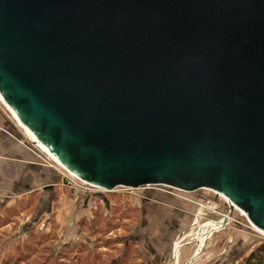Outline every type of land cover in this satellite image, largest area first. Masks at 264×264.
Returning a JSON list of instances; mask_svg holds the SVG:
<instances>
[{"label":"water","instance_id":"95a60500","mask_svg":"<svg viewBox=\"0 0 264 264\" xmlns=\"http://www.w3.org/2000/svg\"><path fill=\"white\" fill-rule=\"evenodd\" d=\"M0 93L84 181L210 188L264 230V0H0Z\"/></svg>","mask_w":264,"mask_h":264},{"label":"rangeland","instance_id":"374dc122","mask_svg":"<svg viewBox=\"0 0 264 264\" xmlns=\"http://www.w3.org/2000/svg\"><path fill=\"white\" fill-rule=\"evenodd\" d=\"M0 114L21 141L32 143L40 164L54 169L58 181L50 202L38 178L27 199L0 191V264H66L70 258L58 253L64 245L76 249L79 262L71 264H264V253L262 261L251 259L264 244V232L240 207L231 211L223 194L165 185H85L30 140L1 100ZM10 177H3L0 189L15 187ZM215 222L199 244L200 228Z\"/></svg>","mask_w":264,"mask_h":264},{"label":"crops","instance_id":"0c3cea01","mask_svg":"<svg viewBox=\"0 0 264 264\" xmlns=\"http://www.w3.org/2000/svg\"><path fill=\"white\" fill-rule=\"evenodd\" d=\"M0 116L3 117V119L0 118V188H2L1 182H3L4 176H11L10 183L15 185V187L3 186L4 189H0V191L4 190L11 194H19L22 195L23 199H27L32 193L33 185H35V181L37 182L38 178L39 183L45 186V190L49 196L46 202L54 200L52 197H54L56 186L58 185V181L54 180V178H57L56 171L54 169L51 170V168L48 170L44 165L40 164L39 159L41 157L32 147V143L25 139L24 142L21 141V135L19 136L16 128L9 122L6 116L3 114H0ZM11 168H15L16 170H13V173L12 171L9 173L4 171ZM58 233L61 235L60 231Z\"/></svg>","mask_w":264,"mask_h":264},{"label":"bare ground","instance_id":"6f19581e","mask_svg":"<svg viewBox=\"0 0 264 264\" xmlns=\"http://www.w3.org/2000/svg\"><path fill=\"white\" fill-rule=\"evenodd\" d=\"M0 100L3 102V103H5V105L7 106V108L10 110V112L12 113V115H14V118L16 119V121L19 123V125L27 132V136H29L30 137V139L38 146V147H40L42 150H44L49 156H51L54 160H56L69 174H71L73 177H75L76 179H79V180H81V181H83V179H81L79 176H77L75 173H73L72 171H70L69 169H67L60 161H59V159L55 156V155H53L50 151H49V149L45 146V144H43L42 142H40L39 140H38V138L35 136V134H33V132L19 119V117L17 116V114L11 109V107L7 104V102L3 99V97H2V95H1V93H0ZM93 186H95V187H98V186H96V185H93ZM102 189H104V188H102ZM205 189H210V188H205ZM210 190H212V189H210ZM213 191H216V190H213ZM216 192H218V191H216ZM218 193H220V192H218ZM222 194V193H221ZM224 195V194H223ZM225 196V195H224ZM227 197V196H226ZM225 197V199L226 200H228L227 198ZM230 200V199H229ZM228 200V201H229ZM229 203H231V205L233 206V207H235L236 209H238L237 207V205H235L234 203H232L231 202V200L229 201ZM241 210H243V209H241ZM244 211V210H243ZM245 212V211H244ZM244 214V213H243ZM245 214H246V212H245ZM244 214V215H245ZM229 217H231L230 215H229ZM220 223V222H219ZM219 223L217 224L216 222L215 223H211V224H209V225H207V226H204V227H202L201 228V230H200V232L198 233V238H197V242L199 243V244H202L203 243V241L207 238V236H208V228H210L211 226H214V225H219ZM254 227H257V226H255L254 225ZM257 229H259V230H262V229H260V228H258L257 227ZM263 232H264V230H262ZM201 246V245H200Z\"/></svg>","mask_w":264,"mask_h":264},{"label":"trees","instance_id":"16d2710c","mask_svg":"<svg viewBox=\"0 0 264 264\" xmlns=\"http://www.w3.org/2000/svg\"><path fill=\"white\" fill-rule=\"evenodd\" d=\"M45 237L52 238L51 235L50 236L45 235ZM46 246L49 247V244L48 245L46 244V239H45V247ZM64 246L65 247L63 248V250H61L58 253L61 255V257H63V259H69L70 258V260H68L69 262H66V264H71V263H77V262H79L78 261V257L74 256V254H73L76 251V249H74V247H71L69 245H64ZM50 247H51V244H50ZM263 253H264V244L261 247H259L253 253V256L251 257V259H255V260H258V261H262L263 260V257H262V254ZM72 254H73V256H72ZM61 264H64V263H61Z\"/></svg>","mask_w":264,"mask_h":264},{"label":"built area","instance_id":"2783aa9c","mask_svg":"<svg viewBox=\"0 0 264 264\" xmlns=\"http://www.w3.org/2000/svg\"><path fill=\"white\" fill-rule=\"evenodd\" d=\"M78 180H79V179H78ZM79 181H81V180H79ZM81 182H82L83 184H85V185L93 186L92 184H90V183H88V182H86V181H84V180L81 181ZM224 217H225V216H224ZM224 217H223V218H224Z\"/></svg>","mask_w":264,"mask_h":264}]
</instances>
